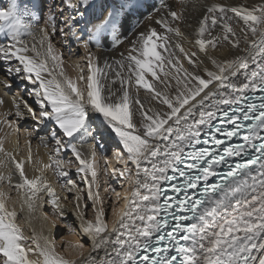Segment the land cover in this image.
Instances as JSON below:
<instances>
[{
    "label": "snow or ice",
    "instance_id": "6c2138e0",
    "mask_svg": "<svg viewBox=\"0 0 264 264\" xmlns=\"http://www.w3.org/2000/svg\"><path fill=\"white\" fill-rule=\"evenodd\" d=\"M97 7L96 0H52L47 15L42 4L21 10L13 2L0 11V35L10 41L0 40V88L17 89L14 118L0 123L11 128L30 120L26 136L44 132L40 143L51 146L49 163L29 178L31 140L27 161L0 141L19 181L0 174V182L29 212L45 195L54 215L65 217L71 204L77 227L62 223L91 245L87 256L83 243L72 245L83 258L69 261L54 238L26 236L7 206L11 197L0 191V264H264V0H201L191 39L181 31V24L192 27L185 8L178 13L169 0ZM58 34L63 45L74 38L84 49L76 78L65 73ZM121 45L118 58L104 55ZM224 49L236 54L225 60L210 54ZM106 144L122 167L104 156V172L124 188L113 190L123 207L114 202L111 231L96 170ZM69 163H76L81 184L66 170ZM48 169L67 178L61 187L71 197L51 185Z\"/></svg>",
    "mask_w": 264,
    "mask_h": 264
},
{
    "label": "bare ground",
    "instance_id": "6f19581e",
    "mask_svg": "<svg viewBox=\"0 0 264 264\" xmlns=\"http://www.w3.org/2000/svg\"><path fill=\"white\" fill-rule=\"evenodd\" d=\"M14 1L15 0H0V11H5L8 7H10V5ZM17 1H19V0H17ZM96 2L98 4L96 11L99 12L100 11V8H99L100 4H104V5L109 6V7L115 6L118 8L120 3H121V0H96ZM205 2H211V0H205ZM218 2L234 5L237 3L255 4V3L262 2V0H218ZM169 3L172 6L173 10L177 11L178 13L180 12L182 7L185 8V11L183 14L185 17H187L188 22L192 25V27H187V26L181 24V31L183 33H185V35H188L189 39H191L190 34L193 32L194 28L196 27L197 21L200 18H202V16H203V9L199 7L201 0H188L186 5H181L180 0H169ZM23 8H24V6H23ZM139 18L143 19L142 16H140ZM144 23L146 26L149 22L145 21ZM84 26L85 25H83V23L79 24L77 30L84 28ZM156 27H159V26H156ZM72 39H73V43L75 42V44H77V48H74L73 49L74 52L70 55H71V59L73 60V58H75L76 62H77V55H78L77 52L79 50V47L81 48L82 46L79 43H77L74 38H72ZM0 40H4L5 43H10V41H8L2 35H0ZM185 47L190 48V45L186 44ZM68 51H69V47L67 49H65V52L68 53ZM93 51H95L94 48H93ZM122 51H124V45H121V46L116 47V48H110L108 51H106L104 53V55L109 57V58H118ZM69 53H71V52H69ZM210 54L212 56H214L217 60H225V59L232 58L236 53L234 50L230 51L229 49H224L222 51H211ZM63 55H64V53H63ZM199 55L203 56L204 54L199 53ZM78 58H80V57H78ZM76 62L73 61V67L70 66L69 70L65 71V73L68 76L73 77V78H76L79 75V72L75 67ZM208 66H209V68L212 67L210 63L208 64ZM16 94H13V95H16ZM13 95L11 94V91H9L7 94H5V90L3 88H0V98H3L5 100V103L3 105H0V120H4V119L10 120V119L14 118L15 109L13 108L12 103H11V97ZM10 110L12 112V115H9L8 117H4L3 114L6 112H9ZM32 124H33V122L30 120H27V121L22 120L19 122L18 125L14 124L11 128H9L5 123H0V141H2V143H3V148L6 152L16 155L17 160L24 159L25 161H27L28 147L29 146L26 143V141L28 140V136L25 135L23 137L24 145H23V148H21L20 138H18V131L16 129L17 128L19 129L20 127H24L23 128V134H24L26 131V128L32 129ZM39 135H45V133L39 132L38 135L36 133H34L32 135V141L35 143L34 148H32V146H31L33 162L31 164H28V163L25 164V171H26V174L29 176V178L40 175V172L37 171V168H42L43 164L49 163L48 154H49V151L51 149V146L49 148L43 147L40 143ZM82 151L87 152V146H85L82 149ZM107 157L110 160V162L112 163V166L114 168L119 166L116 164V161L113 157L112 146H111V155H109ZM73 159H74V157H73ZM37 161H40L41 163L38 165L36 163ZM0 174H3L5 177H7L9 174H12V183L15 184V183L19 182L18 181V173L15 170V166L11 162V160L4 155V152H0ZM43 174L47 177V179L49 180L51 185L54 188H56L57 192L61 196L67 194L66 189L62 190L61 187L58 185V180L63 181L64 179H67V178H59L58 179L51 169L44 170ZM69 174H70V172H69ZM119 182H120V184H123V181H119ZM1 183H6V182H0V186L2 185ZM129 186L130 185H124V187L127 188V190L130 192L131 190H130ZM120 189L121 190H117V191H121V192L124 191V188L120 187ZM14 193H15V198H13V199L11 198L8 201L7 206L9 209H13V208L16 209V212L18 214V220L20 219L19 218L20 216L23 217L22 222L21 223L19 222V224L21 227L24 225V227H22V228H24V229H25V227L27 228V229H25V235L30 236L31 232L35 231L37 235L50 236L53 238V231H54L53 221H54V218L52 220V217L48 216L47 214H43V211L45 209L44 207L46 206V203H44L43 200H37L36 205L34 206L33 210L31 212H29L27 205L23 204V202L21 201L19 194L16 191H14ZM114 197H115V195H114ZM46 198H47V196H46ZM120 199H122V198H119V200ZM115 201H117V198ZM121 203H122V205L120 204L121 205L120 207L122 208L123 207V199H122ZM50 204H51V202H50ZM51 207L53 208V212L57 211L52 204H51ZM63 211L66 213L65 218H68L69 217L68 214L71 212V204H68V206L65 209H63ZM114 216H112V219H111L112 222H110L111 228H112V223L115 221V220H113ZM60 218H63V217H60ZM71 232H73V234H74L77 231H71ZM73 234H72V236H73ZM75 235H77V234H75ZM79 235H80V233H79ZM74 236L72 238H74ZM76 238L77 237H75V239ZM85 238H87V237H85ZM78 239H80V238H78ZM70 240L72 241V239H70ZM78 250L79 249H70V251H67V253L69 252L68 255L62 254V256H64L69 261L75 260L78 262L79 260H81L83 258V256H87L91 252L90 251L89 253H86L87 252L86 251L85 254H83V256H81L79 254ZM86 250H89V249H86ZM93 255H95V253H93Z\"/></svg>",
    "mask_w": 264,
    "mask_h": 264
},
{
    "label": "rangeland",
    "instance_id": "374dc122",
    "mask_svg": "<svg viewBox=\"0 0 264 264\" xmlns=\"http://www.w3.org/2000/svg\"><path fill=\"white\" fill-rule=\"evenodd\" d=\"M16 1L17 0H15L14 2L17 3L21 7V10H23V6L26 7V5L29 8H31L32 5H36V7L39 8V6L42 4L44 6V9H45V13H44L45 15H47L48 6L52 3V0H19L17 2ZM57 21H58L57 22V27L59 28V26L63 23V20L62 19H58ZM39 26H42V25H37V27H39ZM79 30L80 29H78L77 31H79ZM62 39L63 38L59 37V34L57 35V37L54 38V40L56 41V44H57L58 49L62 53H64V58H65L64 70L65 71H68L69 68H70V66L73 67V61L76 62V59L75 58H73V60L71 59V55L70 54H72L74 52V50H73L74 48H77V44H75V42L73 43V39H72L71 42H70V44L63 45L61 43ZM68 47H69V49H71V53H69V51H68V53L65 52V49H67ZM77 53H78L77 58L78 57L81 58V59H79V63H80L81 66H83L86 63V61L82 58V57H84L86 55L84 53L83 48L82 47L81 48L79 47V50H78ZM16 93H17L16 86L13 85V89L11 90V94L13 95V94H16ZM23 128L24 127H20L19 128V131H18V138H20V146H21V148H23V145H24L23 137L26 135L25 133L23 134ZM26 130L27 131H31L32 129L26 128ZM29 139L31 140V146H32V148H34V144L35 143L32 141V136L31 137H28V140ZM109 155H111V146H109V145L106 144L104 146V148L101 149L100 152H98L97 161H96V170H97V173H98V180H99L98 181V184H99V192H100L101 199L103 201L102 205H99V206L104 207V209L106 210V213H107L106 220L108 222L109 231H111L112 228H111V225H110L111 223L110 222H112L111 219H112V216H114L112 214V209L115 207L114 202H118L119 205L120 204L122 205V203H121L122 202V199L119 200L116 196L114 197V195H115L114 193L115 192L113 191V190H115V191L121 190L120 189V187H121L120 182H118L116 179H113L112 178V176L110 174V171H109L108 174H105V172H104L105 164H104L103 157L104 156H109ZM66 158H68V157L66 156ZM70 159L74 161L73 157H70ZM118 167H122V166L119 165ZM66 170L68 172H70V176L72 177L73 180H75L78 184H81V177L76 174V163H69V165L66 168ZM61 183H62V181H59L58 180V185L60 187H61ZM1 184L2 185L0 186V191H3L9 197H11L12 199L15 198L14 190L12 188H10L7 185V183H1ZM129 188H130V190H132L131 189V186H129ZM61 189L62 190H65L62 187H61ZM67 195H69V197L72 196L71 193L70 194L67 193ZM116 198H117V201H115ZM43 201H44V203H46V206L44 207L45 209L43 211V214H47L48 216L52 217V220L54 218V221L56 220L55 221V226H54V231H53V238L55 240V246H56L57 251L61 255L62 254L63 255L64 254L65 255H68L69 252L67 253V251H70V249H73V247L71 245L72 244L74 245V243L76 244L77 242H80V243H83L85 245L84 249L82 250L83 254H85L86 251H87L86 253H89L91 251V245H90V242L88 241V239L85 238V237H83L81 234L79 235V231H77L76 233L73 234V232L69 231V228L67 227V225L65 223H62V220H66V221H68L67 224L72 225L74 228L77 227V221H76V219H74V217L72 215V212H70L68 214V216H69L68 218H65V217L60 218L58 215H54L56 212L55 211L53 212V208L51 207L50 202H48V199L46 198V196L43 198ZM90 203H91V201L88 202V206H89L88 217L90 219H93L94 217H93V213L91 211V204ZM15 211H16V209H15ZM114 217H113V220H115V218H116V217L115 218ZM19 218H22V219H19L18 220V223L19 222L21 223L22 220H23V217L20 216ZM22 227H24V225ZM25 229H27V228L25 227ZM72 234H73V236L75 234H77V235H75L74 238H72L73 237ZM75 237H77V238L75 239ZM78 238H80V239H78ZM70 239H72V241ZM86 249H89V250H86ZM78 251L80 253L81 250H78Z\"/></svg>",
    "mask_w": 264,
    "mask_h": 264
}]
</instances>
